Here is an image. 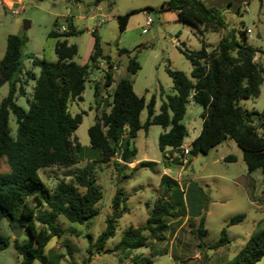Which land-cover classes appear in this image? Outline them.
<instances>
[{"label":"rangeland","instance_id":"rangeland-1","mask_svg":"<svg viewBox=\"0 0 264 264\" xmlns=\"http://www.w3.org/2000/svg\"><path fill=\"white\" fill-rule=\"evenodd\" d=\"M167 1L0 0V58L7 35L19 36L22 40V71L31 70L38 74V68L31 65L28 55L47 61L56 60L53 47L60 38L47 35L51 30L62 31V25L65 29L67 19L78 30V33L66 37L68 44L76 46L73 61L78 64L88 62L93 42L90 31L94 29L99 36L101 55L108 56L117 68L109 70L113 82L105 87L103 67L98 64L97 67H89L81 100L68 104L71 115L81 113V122L73 132L82 148L76 162L38 170L42 181L52 190L58 180L73 181L76 170L88 167L101 193L96 203L98 213L88 221L74 224L62 216L58 217L57 226L63 233L59 238L51 235L45 245L49 264H133L135 256H147L151 264H234L236 253L248 236L264 226V173L259 169L246 171L242 152L231 139L221 141L205 154L197 153L192 157H187V151L181 148L161 152L157 147V136L167 128L154 124L147 130L136 132L133 140L135 159L129 164L119 157L122 144L107 163L99 162L98 151L89 147L87 128L102 110L108 111L107 103L111 101L112 87L118 78H127L133 92L142 96L145 102L153 95L154 113H157L164 96L174 92L166 70L181 71L189 76L191 66L180 49L194 51L204 46L209 51L229 30H233L239 40L238 31L242 28L247 35L245 42L258 49L253 59L262 68V82L255 97L241 99L238 105L256 113L251 115V123L264 139V128L257 118L262 119L264 112V54L261 52L264 49V0H201L206 7L221 14L225 25L218 31H199L177 20L176 11L167 8ZM125 13H128L126 25L123 31H119L116 16ZM146 17L151 20L148 25H145ZM24 21L28 22L26 28H23ZM119 49L125 52L120 53ZM131 58L138 64L133 74L125 68ZM95 85L96 98L93 96ZM22 86L23 95L16 92L15 101L26 108L33 82L28 80ZM6 92L7 84L4 83L0 86V99ZM202 110L191 100L186 104L181 122L187 131L182 141L187 150L200 130ZM145 117L144 108L139 115L141 123ZM9 125L13 135L15 123L12 115H9ZM140 161L156 164L149 168L142 166ZM8 170L5 157L0 156V173ZM161 175H167L178 183V188L171 185L164 197L172 208L171 215L165 218L164 238L148 239V246L128 253L121 250L96 252L93 242L104 228L105 217L111 213L114 191L117 188L123 191L124 212L116 220L114 235L104 243V248L108 249L119 241L128 226L137 227L145 222L153 202L163 192L159 182ZM176 189L182 192L177 193ZM179 196L185 207L182 211ZM237 214H244V218L228 224L229 219ZM201 217L204 218L202 227L205 233L198 237L197 226ZM15 229L6 218H0V235L7 239V246L0 250V264H20V256L13 249V244L24 242L27 234L18 228L20 235L14 237ZM221 229L225 230L228 242L212 249L209 246L218 240ZM143 233L147 234L146 231ZM88 250L91 251L89 261ZM33 264L41 263L35 260ZM255 264H264V254Z\"/></svg>","mask_w":264,"mask_h":264},{"label":"trees","instance_id":"trees-1","mask_svg":"<svg viewBox=\"0 0 264 264\" xmlns=\"http://www.w3.org/2000/svg\"><path fill=\"white\" fill-rule=\"evenodd\" d=\"M166 6L176 11L177 20L199 31H218L225 25L221 14L206 7L201 0H168ZM127 18L128 13L116 16L119 31L125 28ZM75 33L78 30L69 19L64 30L48 32L47 36L60 38L53 47L54 61L26 56L31 65L38 68L37 75L31 70L22 71V40L17 35H7L0 58V86L7 84V92L0 99V156L5 157L9 168L8 172L0 173V218H6L11 227L23 229L27 234L24 242L13 244V249L20 256V264H33L35 260L49 264L45 245L51 235L59 238L63 233L57 226L59 216L69 223L82 224L98 213L96 203L101 193L88 167L76 170L73 181L58 180L52 190L38 174L40 168L73 164L76 156L81 155L82 148L73 135L81 122V113L71 115L68 104L81 100L89 67H97L102 60L110 63L108 56L101 55L99 36L94 29L90 31L93 42L88 62L78 64L73 61L76 46L68 44L66 37ZM238 35L239 40L233 30H229L209 51L204 46L194 51L181 48L191 66L189 76L181 71L166 70L174 92L164 96L157 113H154L153 95L145 102L142 96L133 92L127 78H118L112 87L111 101L107 103L108 111L102 110L86 131L90 149L97 150L100 155L99 162L107 163L122 144L119 157L121 161L131 163L136 154L133 145L136 132L147 130L154 124L167 128L157 136L159 151L166 148L178 150L187 135L181 120L186 104L191 100L203 110L200 130L187 150L190 157L197 153L205 154L221 141L231 139L242 152L246 171L259 169L264 173V139L251 123V115L256 113L238 105L239 100L258 94L262 68L253 59L258 49L245 42V29H240ZM118 51L125 52L124 49ZM261 52L264 54V49ZM125 68L133 74L138 64L131 58ZM28 80L33 82L32 92L26 108H23L16 103L15 93L23 95L22 85ZM112 82L111 72H104L103 85L109 87ZM97 94L95 85L94 98ZM144 108L146 117L141 123L139 115ZM9 115L14 118L13 135ZM261 116L262 119L257 118L264 128V112ZM139 163L149 168L156 164L153 161ZM159 182L163 192L153 202L145 222L137 227L128 226L119 241L108 249L104 248V243L114 235L116 220L124 212L123 191L119 188L114 191L111 213L105 217L104 228L93 242L96 252L121 250L128 253L148 246V239L164 238L165 218L172 212L164 197L171 185L178 188V183L167 175H161ZM176 192L182 191L176 189ZM42 206L44 208L39 209ZM179 206L181 211L185 209L180 196ZM243 218L244 214L234 215L228 224ZM203 221L201 217L198 222V237L205 233ZM227 242L225 230L221 229L218 240L209 247L215 249ZM6 246L7 239L0 235V250ZM87 252L89 261L91 251ZM263 254L264 226L248 236L237 251L234 264H255ZM133 264H151V260L147 256H135Z\"/></svg>","mask_w":264,"mask_h":264},{"label":"built area","instance_id":"built-area-1","mask_svg":"<svg viewBox=\"0 0 264 264\" xmlns=\"http://www.w3.org/2000/svg\"><path fill=\"white\" fill-rule=\"evenodd\" d=\"M150 22H151L150 18L149 17H146L145 25H148ZM60 30H64V26L63 25L60 27ZM98 66L99 67L102 66L104 72L109 71V70H116L117 69L116 66L113 65L111 62L108 64L105 61L104 62L99 61L98 62ZM180 148L183 149V151H185V152L187 151V148L184 145H181Z\"/></svg>","mask_w":264,"mask_h":264},{"label":"water","instance_id":"water-1","mask_svg":"<svg viewBox=\"0 0 264 264\" xmlns=\"http://www.w3.org/2000/svg\"><path fill=\"white\" fill-rule=\"evenodd\" d=\"M27 26H28V22H27V21H24V23H23V28H26ZM189 156H190V154L187 153V157H189ZM15 230H17V232L14 231V237H17V236L20 235V231L18 230V228L15 229Z\"/></svg>","mask_w":264,"mask_h":264},{"label":"crops","instance_id":"crops-1","mask_svg":"<svg viewBox=\"0 0 264 264\" xmlns=\"http://www.w3.org/2000/svg\"><path fill=\"white\" fill-rule=\"evenodd\" d=\"M182 145V144H181ZM187 148V147H186ZM167 149V148H166Z\"/></svg>","mask_w":264,"mask_h":264}]
</instances>
